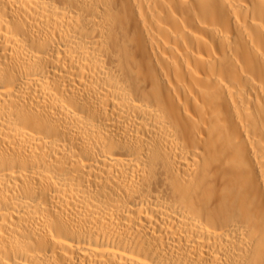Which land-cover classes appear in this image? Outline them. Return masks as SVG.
Here are the masks:
<instances>
[{
  "label": "bare ground",
  "instance_id": "obj_1",
  "mask_svg": "<svg viewBox=\"0 0 264 264\" xmlns=\"http://www.w3.org/2000/svg\"><path fill=\"white\" fill-rule=\"evenodd\" d=\"M0 264H264V0H0Z\"/></svg>",
  "mask_w": 264,
  "mask_h": 264
},
{
  "label": "rangeland",
  "instance_id": "obj_2",
  "mask_svg": "<svg viewBox=\"0 0 264 264\" xmlns=\"http://www.w3.org/2000/svg\"><path fill=\"white\" fill-rule=\"evenodd\" d=\"M76 215V214H75ZM76 216H78V215H76Z\"/></svg>",
  "mask_w": 264,
  "mask_h": 264
}]
</instances>
